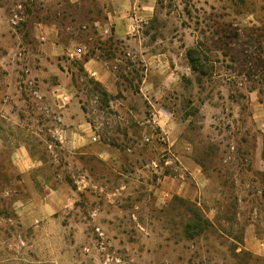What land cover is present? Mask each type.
Instances as JSON below:
<instances>
[{"label": "rangeland", "instance_id": "obj_1", "mask_svg": "<svg viewBox=\"0 0 264 264\" xmlns=\"http://www.w3.org/2000/svg\"><path fill=\"white\" fill-rule=\"evenodd\" d=\"M139 1L0 0V264H264V0Z\"/></svg>", "mask_w": 264, "mask_h": 264}, {"label": "crops", "instance_id": "obj_2", "mask_svg": "<svg viewBox=\"0 0 264 264\" xmlns=\"http://www.w3.org/2000/svg\"><path fill=\"white\" fill-rule=\"evenodd\" d=\"M145 1L146 2H144L143 0L142 1H139V4H138V2L136 4H135V2L134 3L131 2L130 9H132L133 7L139 8V12L136 13V17L129 18L127 16V11H125V14H124V13H121V9H118V11L115 13L114 17H112V18L110 17L109 18V22L112 21L111 23H115L117 27H120V26H126L125 23H128L130 21H136V20L138 21L140 19H146V17H148L146 15H148L149 13H148V11L147 12H144L142 10L144 8H148V6L150 7L152 4H149V3H151L152 0H145ZM146 4H149V5L147 6ZM151 8H152V6H151ZM123 17H125V18H123ZM122 24H124V25H122ZM120 37H123V36L121 35ZM91 68L93 70L92 72L95 73L96 72V69H95L96 68V65H93ZM61 87H62L61 85H59V86L57 85L53 91L54 92L59 91L61 89ZM17 155L19 157H23V160L25 162L28 161V158L27 157L30 156L25 146H20L17 149V151H15L14 157L17 156Z\"/></svg>", "mask_w": 264, "mask_h": 264}, {"label": "trees", "instance_id": "obj_3", "mask_svg": "<svg viewBox=\"0 0 264 264\" xmlns=\"http://www.w3.org/2000/svg\"><path fill=\"white\" fill-rule=\"evenodd\" d=\"M205 53H201V52L197 51L196 49H189L188 52H187L191 69L194 72H197V73H199L200 75H203V76L208 74V71L206 70V68H205V66L203 64V61H205V60L208 61L207 54H205ZM196 218L197 219H195V220H197L199 222L203 221V224L201 226L202 227L204 226V230H207L209 228V226L211 225V221L209 219H207V218H205L203 220L198 218V217H196Z\"/></svg>", "mask_w": 264, "mask_h": 264}]
</instances>
